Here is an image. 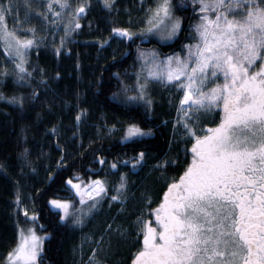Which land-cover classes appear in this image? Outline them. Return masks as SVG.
<instances>
[{"label":"snow or ice","instance_id":"snow-or-ice-1","mask_svg":"<svg viewBox=\"0 0 264 264\" xmlns=\"http://www.w3.org/2000/svg\"><path fill=\"white\" fill-rule=\"evenodd\" d=\"M100 2L109 15L117 11L116 0ZM189 7L195 20L189 24L180 51L161 56L155 49L137 46L140 64L135 81L129 85L120 80L121 92L113 94V99L122 97L121 103L142 105L145 114H151L156 103L151 85L169 92L167 103L176 113L170 143L184 145L185 159L181 165L179 155H165L151 166L149 175L156 173L163 185L156 200L148 191L142 192V206L135 218L127 224L118 220L129 201L136 199L129 175H139L147 166L148 153L143 150L127 157L114 155L111 160L94 154V162L102 167L90 168V172L119 175L111 196L107 179L85 180L79 172L60 177L58 171L48 169V181L60 177L62 185L74 193L71 198L47 201L57 210L58 225L82 229L100 211L106 197L109 208L120 206L117 215L105 221L99 231L82 235L71 250L74 264H111L114 237L117 241L134 240L135 251L126 264H264V0H157L147 10L145 28L133 31L129 13L128 27L117 26L112 20L108 38L95 43L103 49L113 38L134 42L156 36L161 41H178L185 29L184 17L177 12ZM91 9L92 0H0V47L7 58L0 67V83L11 76L18 87L30 89L28 94L11 96L0 92V101L23 113L27 105L35 106L43 96L51 113L52 101L47 98H59V93L51 86L46 70L32 66L30 54L35 49L39 55L51 35L52 52L59 59L67 38L82 29L80 21ZM61 29L57 44L55 36ZM74 68L77 72L81 69L78 59ZM114 75L119 80L121 73ZM51 79L59 82L63 76L56 71ZM79 95L75 94L77 99ZM86 114L77 105V131ZM37 119H42L40 113ZM168 123L162 121L163 126ZM114 129L115 125L109 133ZM48 131L56 135L58 128ZM151 135V128L129 123L122 140L141 142L139 138ZM20 156L25 161L21 177L25 167L35 172L28 149ZM65 159L61 149L57 169L67 167ZM176 165L181 167L169 175V167ZM121 168L128 171L121 172ZM14 189V212L22 211L31 226L24 228L17 222L16 244L7 252L5 264H44L45 242L51 234L38 225L39 214L33 210L30 215L23 206L20 179L14 182ZM38 228L44 235L38 234ZM85 245L89 247L86 260Z\"/></svg>","mask_w":264,"mask_h":264},{"label":"trees","instance_id":"trees-1","mask_svg":"<svg viewBox=\"0 0 264 264\" xmlns=\"http://www.w3.org/2000/svg\"><path fill=\"white\" fill-rule=\"evenodd\" d=\"M152 1L116 0L117 11L109 15L100 0H92L91 11L80 21L82 29L67 38L64 54L59 59L52 52V36H49L48 42L40 47L39 55L35 49L31 52L32 66L45 69L51 86L59 93V98L54 99L51 96L47 98L52 101L51 113L43 96L35 106L27 105L23 113L15 106L0 101V165L4 166L0 169V264H5L4 258L7 252L16 244L17 222L24 228L31 226L22 211L18 214L14 212L13 193L14 182L17 179H20L23 188V206L27 207L30 215L35 210L39 214L38 225H43L47 233L51 234L50 240L45 242L44 264H74L71 251L73 247L81 242L82 235L99 231L104 222L114 216L112 213L115 211L116 204L109 208L106 197L100 211L87 220L82 229L73 230L58 225L57 210L52 209L47 201L51 198H71L74 195L62 185L60 177L79 172L85 180L107 179L109 181L108 196H111L115 194L111 189L118 181L119 175L105 176V171H100L99 175L90 172V168L99 169L100 167L93 160L94 154L104 155L111 160L114 155L127 157L134 155L136 151H146L147 166L139 175H129L130 182H134L131 183L132 189L137 187L134 192L136 199L130 200L127 211L118 218V220H125L127 224L135 218L138 207L142 206L141 193L148 191L155 201L163 187L156 173L149 175L151 166L165 155L168 157L179 155L182 165L185 159L182 151L184 145L179 142L170 143L172 118L175 111L170 110L167 103L169 92L158 85H151V94L156 101L151 114H145L142 105L121 103L122 97L113 99L114 93L121 92L120 80L129 85L134 83L135 72L139 70L140 62L136 59L131 41L113 38L103 49L95 43L97 39L108 38L112 20L116 21L117 26L128 27L129 13L135 12L143 3L151 4ZM146 15L139 25H131L133 31L138 32L147 26ZM177 15L184 17V28L192 19H195L192 18L190 8L178 11ZM9 26L12 25L9 23ZM182 34L183 32L180 40L171 42L161 41L156 36L148 38L153 44H158L164 49H171L180 44ZM62 35V29L56 33L57 44ZM68 49L71 51L68 52ZM77 59L81 65L79 72L74 68ZM6 63L7 58L3 54V48L0 47V67ZM8 67L11 70L10 63ZM56 71H60L63 76L59 82L51 79ZM117 72L121 73L119 80L114 75ZM35 76L38 80L39 73L37 72ZM33 84L35 86V80ZM29 91L27 87H18L11 76L0 83V92H3L5 96L21 92L28 94ZM77 92L80 93L78 99L75 96ZM64 101L68 103L65 104ZM77 105L84 108L87 113L82 118L78 131L74 120ZM37 113L42 115L41 120L37 119ZM164 120L169 122L167 126L162 125ZM129 123H137L145 130L151 128L153 135L139 138L141 142L124 141L122 137ZM113 125L115 129L109 133ZM53 126L58 128L56 135L48 131ZM74 131H77L76 136L73 135ZM25 148L29 151L28 160L36 171L32 172L31 168L25 167V174L21 177V165L25 161L20 153ZM61 149L65 150L67 166L65 169L56 168ZM181 165L169 167L168 174H176V169ZM49 168L58 171L60 177L54 181H48L46 177ZM119 171L127 172L128 169L121 168ZM76 199L78 200V197ZM86 225L88 228H85ZM37 230L40 235H44L39 228ZM113 243L115 252L112 251V254L115 253L113 255L115 264L117 259L126 264L131 252L135 251L134 240L129 238L127 241H117L114 237Z\"/></svg>","mask_w":264,"mask_h":264},{"label":"rangeland","instance_id":"rangeland-1","mask_svg":"<svg viewBox=\"0 0 264 264\" xmlns=\"http://www.w3.org/2000/svg\"><path fill=\"white\" fill-rule=\"evenodd\" d=\"M156 2H157V0H153L152 1V3L151 4H147V3H143L141 6H140V8H138L135 12H131L130 14H131V21H132V24L131 25H133V26H135V25H139L140 24V22H141V20H142V18L146 15V12H147V10L150 8V7H154L155 6V4H156ZM190 9H191V7H189ZM191 13H192V18H195L194 17V15H193V12H192V9H191ZM20 15H21V18H23V8H21V10H20ZM195 20V19H194ZM194 20L192 19L191 20V22L190 23H192V22H194ZM128 21H129V18H128ZM11 25H12V23H13V21L11 20V18H9V21H8ZM189 23V24H190ZM189 24L188 25H186V27H189ZM40 27H41V29L43 28V26L42 25H40ZM49 36H51V35H49ZM135 41H139L140 42V44L143 42V41H148L149 42V38H147V39H140V40H135ZM167 42H171V41H167ZM185 42V41H184ZM141 45H143V44H141ZM137 48V47H136ZM180 48H181V43H180ZM180 48H177V50H175L174 52H178V51H180ZM141 49H143V50H152V49H155L161 56H165V54H162L157 48H151L150 46H145V47H143V48H141ZM173 52H171V53H169V54H172ZM168 54V55H169ZM158 85V84H157ZM160 88H162L160 85H158ZM164 89V88H163ZM166 90V89H165ZM166 91H168V90H166ZM175 115H176V113H175ZM130 189H131V183H130ZM114 205V204H113ZM118 205V204H117ZM24 207H26L25 205H24ZM94 217V216H93ZM92 217V218H93ZM39 234V233H38ZM133 244V243H132ZM86 249V248H85ZM112 251H114L115 252V250L114 249H112ZM115 253H111V255H110V257H109V259H110V261H112L113 262V264H115V259H114V255ZM111 256H113V257H111ZM87 258H85V260H86ZM111 262V263H112ZM116 263L117 264H119V263H121L120 262V260H118L117 259V261H116Z\"/></svg>","mask_w":264,"mask_h":264},{"label":"flooded vegetation","instance_id":"flooded-vegetation-1","mask_svg":"<svg viewBox=\"0 0 264 264\" xmlns=\"http://www.w3.org/2000/svg\"><path fill=\"white\" fill-rule=\"evenodd\" d=\"M184 29H185V31H184L183 34H182V40L180 41V43L184 42V36L187 34V29H188V27H185ZM130 43L132 44V48H133L134 54H136V47H137V46H139L140 48H143V47H145V46H150L151 48H157L162 54H165V55H168L169 53L174 52L175 50H177V48H180V44H178V45L176 46V48L164 49V48H162V46H160V45H158V44H153V43H149V44L146 43L145 45H141L139 41H134V42L131 41ZM154 85H157V84H154ZM169 108H170V107H169ZM170 110H173V109L170 108ZM175 116H176V115L173 116V118H172V122L174 121ZM101 167H102V166H100L99 169H100ZM136 190H137V187H134V189H132V187H131V191H132V192H135ZM129 204H130V201H129L128 205H129ZM128 205H127V207H128ZM119 207H120V206L116 204L115 211L112 213L114 216L117 215V212H118V210H119ZM118 218H119V217H118ZM85 228H88L87 225H86ZM94 230L97 231V229H94ZM85 248H86V249H85V257H84V258H87V255H88V252H89V247H88V245H85Z\"/></svg>","mask_w":264,"mask_h":264},{"label":"water","instance_id":"water-1","mask_svg":"<svg viewBox=\"0 0 264 264\" xmlns=\"http://www.w3.org/2000/svg\"><path fill=\"white\" fill-rule=\"evenodd\" d=\"M145 43H148V41H143L141 44H145Z\"/></svg>","mask_w":264,"mask_h":264},{"label":"bare ground","instance_id":"bare-ground-1","mask_svg":"<svg viewBox=\"0 0 264 264\" xmlns=\"http://www.w3.org/2000/svg\"><path fill=\"white\" fill-rule=\"evenodd\" d=\"M85 175V174H84Z\"/></svg>","mask_w":264,"mask_h":264}]
</instances>
